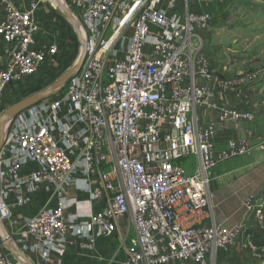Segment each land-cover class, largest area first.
Masks as SVG:
<instances>
[{
  "label": "built area",
  "instance_id": "obj_1",
  "mask_svg": "<svg viewBox=\"0 0 264 264\" xmlns=\"http://www.w3.org/2000/svg\"><path fill=\"white\" fill-rule=\"evenodd\" d=\"M44 1L31 0L24 10L0 0V40L8 58L0 70V107L8 86L30 78L46 56L58 53L56 46L34 47L39 32L34 14ZM125 1L65 0L74 18L79 16L86 57L62 92L32 107L28 120L14 121L0 152L1 223L11 217L10 195L15 207H23L31 202L23 190L27 183L31 190L51 187L58 207L39 210L21 231L35 241L37 251H58V239L67 231L63 196L74 185L91 201L104 203L90 217L87 233L97 229L98 235L110 236L120 217L130 218L134 236L120 264H209L210 255L239 244L263 253L251 219L264 231V192L249 195L242 221L227 227L214 218L210 181L219 165L264 152V138L254 129L251 112L211 103L214 91L205 84L213 80L218 88L237 89L258 78L248 73L218 79L205 61L192 71L193 41L198 31L212 26L209 13L190 12L187 1L180 10L177 0H132L131 8ZM118 8L134 11L118 26L131 28L132 34L123 55L113 60L114 36L106 33ZM193 77L204 83L195 84ZM196 106H207L222 122L248 127L216 150L215 127L198 128ZM190 157L196 161L191 173L184 168ZM27 162L37 170L22 177ZM87 241L94 244L93 238ZM0 264H26L5 250L1 233Z\"/></svg>",
  "mask_w": 264,
  "mask_h": 264
},
{
  "label": "crops",
  "instance_id": "obj_2",
  "mask_svg": "<svg viewBox=\"0 0 264 264\" xmlns=\"http://www.w3.org/2000/svg\"><path fill=\"white\" fill-rule=\"evenodd\" d=\"M10 1L24 10H28L31 2V0ZM184 1H187L189 11L193 13L205 12L202 9L207 7L204 0H177L176 5L179 10ZM1 16L2 9L0 6V18ZM34 18L39 27V32L34 37V47L45 50L51 46H56L58 53L55 57L46 56L44 65L30 78L5 89L4 99L0 107L1 112L12 104L50 85L74 64L79 55L80 43L78 37L54 0H45L35 12ZM212 27L213 22L212 26L207 30L197 32V37L193 41L195 50L193 51V62L191 65L192 71L198 68L197 62L205 61L212 66L218 79H237L230 77L227 69L232 61L230 58L233 59L234 56H226L222 53V49L217 45V42H212ZM235 42L232 39L231 43L234 44ZM7 62L5 46L0 40V70L5 67ZM224 64L228 65L224 66ZM193 80L197 85L204 83L197 77H193ZM205 84L214 91L211 103L251 112L255 116L256 123L253 127L261 139L264 138V77L257 82L247 81L237 89L218 88L213 80ZM31 109L22 112L16 120L26 121L31 118V115H33ZM194 116L198 128L209 124L215 127L213 146L216 150L226 146L228 141L242 137L248 127L245 122H241L235 127L231 122L220 121L217 114L211 112L207 106H196L194 108ZM257 152L261 153L263 151ZM262 167L264 168V163ZM186 168L190 169L187 166ZM36 170L37 166L34 163L27 162L22 167L20 175L27 177ZM235 173L236 170L234 169L225 171L224 174L216 179L213 192L211 191V198L216 197L217 199L215 204L211 202L214 218L216 222H222L227 227L237 225L242 221L245 216L243 203L249 195H255L253 192H256L254 184L258 176H255L254 171L239 175L236 179L230 181V177ZM221 177L223 179L225 177L226 183H220L222 181ZM91 180V189L94 191L97 189V185L94 178H91ZM230 187L232 189L230 195L224 197V193L220 194L224 188ZM23 190L29 195L30 204L23 207H15L14 197L10 195L8 203L12 206L11 217L4 224V227L8 236L11 237L14 247L31 264H120L126 260L125 248L134 236L130 218L128 216L120 217L117 220L115 232L110 236L98 235L97 229H91L87 233L90 217L97 214L104 203L102 200L91 201L88 193L77 190L74 185L68 187L63 196L62 216L63 222L67 226V231L62 238L58 239V244H60L58 251L44 253L34 249L35 241L30 237L24 236L21 230H23L27 221L34 217L39 210L43 208L56 209L60 200L51 187L36 186L31 190L30 184L27 183ZM238 193L242 195L235 202L231 198L235 195L237 196ZM251 220L255 231L254 239L262 247L264 245V231L259 229L254 219ZM87 238H93L94 244L90 245ZM170 264L193 263L186 261ZM209 264H264V252L258 251L254 254L246 246L239 244L227 252L216 251L214 256H209Z\"/></svg>",
  "mask_w": 264,
  "mask_h": 264
},
{
  "label": "rangeland",
  "instance_id": "obj_3",
  "mask_svg": "<svg viewBox=\"0 0 264 264\" xmlns=\"http://www.w3.org/2000/svg\"><path fill=\"white\" fill-rule=\"evenodd\" d=\"M189 1V0H188ZM207 7H203V11L213 16V27L211 28L212 42L222 49V53L226 56H234L228 65L229 76L239 78L248 73L255 74L258 78L255 82L260 81L264 77V1L260 0H204ZM124 5L132 7V0H126ZM129 9L118 8L111 24L108 27L106 35L113 37L112 39V59L120 58L127 49L132 34L131 28H121L118 30L119 23L128 13ZM79 21V16H76ZM216 31V33H215ZM233 37V38H231ZM232 39L236 42L232 44ZM264 152H254L251 155L230 160L219 165L211 173L210 191L213 192L216 179L225 173V171L236 170L235 174L230 177L236 179L239 175L254 171L258 176L255 181V195L264 190ZM187 167L190 169L188 170ZM196 167V161L190 157L184 162V168L191 173ZM254 178V177H253ZM228 179V177H227ZM221 184L226 183L225 177H221ZM219 181V180H218ZM263 189V190H262ZM231 187L224 188L220 194H231ZM241 193L231 198L237 201L241 197ZM215 196V194H214ZM211 202H217L216 197L211 198ZM217 210V209H215ZM5 228V227H4ZM6 230V229H5Z\"/></svg>",
  "mask_w": 264,
  "mask_h": 264
},
{
  "label": "water",
  "instance_id": "obj_4",
  "mask_svg": "<svg viewBox=\"0 0 264 264\" xmlns=\"http://www.w3.org/2000/svg\"><path fill=\"white\" fill-rule=\"evenodd\" d=\"M57 7L64 15L67 22L73 27L79 43L80 51L74 64L68 68L63 74H61L55 81H53L47 87L39 90L38 92L12 104L4 109L0 114V152L9 136L11 127L16 118L24 111L38 105L45 99L51 98L60 92H62L69 81L82 67L86 57V41L83 39L79 29V25L73 20V15L68 8L65 0H54ZM119 3V2H118ZM0 233L2 236V242L5 250L9 252L14 258L23 260L26 264H31L30 261L14 247L11 237L8 236L4 225L0 221Z\"/></svg>",
  "mask_w": 264,
  "mask_h": 264
},
{
  "label": "bare ground",
  "instance_id": "obj_5",
  "mask_svg": "<svg viewBox=\"0 0 264 264\" xmlns=\"http://www.w3.org/2000/svg\"><path fill=\"white\" fill-rule=\"evenodd\" d=\"M134 11L131 10L128 15L126 16L125 20H124V24L127 23V21L130 19V17L133 15ZM73 20L75 21L76 24H78V21L74 18V16L72 17ZM79 25V24H78Z\"/></svg>",
  "mask_w": 264,
  "mask_h": 264
},
{
  "label": "trees",
  "instance_id": "obj_6",
  "mask_svg": "<svg viewBox=\"0 0 264 264\" xmlns=\"http://www.w3.org/2000/svg\"><path fill=\"white\" fill-rule=\"evenodd\" d=\"M260 1H262V0H260ZM264 1V0H263Z\"/></svg>",
  "mask_w": 264,
  "mask_h": 264
}]
</instances>
